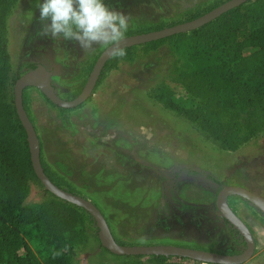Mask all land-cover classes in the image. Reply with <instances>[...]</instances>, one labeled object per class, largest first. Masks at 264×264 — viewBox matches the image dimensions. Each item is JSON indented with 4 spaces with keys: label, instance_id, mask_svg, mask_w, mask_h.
<instances>
[{
    "label": "rangeland",
    "instance_id": "374dc122",
    "mask_svg": "<svg viewBox=\"0 0 264 264\" xmlns=\"http://www.w3.org/2000/svg\"><path fill=\"white\" fill-rule=\"evenodd\" d=\"M224 1L104 0L129 15L125 36L190 20ZM42 3L0 0V35L8 54L7 73L3 82L0 79V117H11L10 79L31 69L28 63L54 68L50 76L54 93L70 100L104 49L93 45L95 50L85 54L77 41L37 36L42 28L37 5ZM191 45L180 36L156 46L128 47L123 58H111L79 105L57 107L36 88L25 87L23 107L38 139L41 166L61 188L97 207L116 243L238 253L244 243L216 216L214 198L226 177L232 176L225 172L234 168L233 176L240 180L251 174L264 184V137L245 138L242 126L230 127V115L211 108V90L194 85L195 75L222 53L195 56ZM166 100L190 111L191 120L164 108ZM221 125H228L223 132L231 136L225 148L208 139L219 134ZM41 186L31 183V199H38ZM85 212L76 213L73 264H119L123 258L100 245L94 221ZM258 230L260 235L255 236L264 238V224ZM29 232L23 230V239ZM231 235L239 243L236 247L231 246ZM28 242L33 264H41V245ZM146 257L126 258L122 264H147ZM169 257L173 256L163 264L177 263ZM178 264L206 263L189 259Z\"/></svg>",
    "mask_w": 264,
    "mask_h": 264
},
{
    "label": "trees",
    "instance_id": "16d2710c",
    "mask_svg": "<svg viewBox=\"0 0 264 264\" xmlns=\"http://www.w3.org/2000/svg\"><path fill=\"white\" fill-rule=\"evenodd\" d=\"M180 36H186L191 41L192 54L195 56L215 51L222 53L216 63L202 67L195 75L197 82L194 85H203L205 90H211V108L230 115V127L242 126L245 138L264 137V0H247L199 28L146 44L156 46ZM199 37L204 39L201 44L195 40ZM111 58L104 63L99 76ZM7 63L5 41L0 35L2 82L7 73ZM34 66L35 63L27 64L28 68ZM16 78L15 76L10 79V85H13ZM162 104L176 117L191 120L190 111L177 106L171 100L162 101ZM10 113L11 117H0V263H34V257L20 235L22 226L32 224L36 229L38 244L44 253L41 264H73V243L76 241V230L73 226L76 213L80 212L78 214L83 216L85 210L67 202H63L65 208L58 207L59 199L41 186L30 164L25 132L16 116L13 99ZM192 120H195V117H192ZM221 127L218 135L208 139L215 146L225 148L231 136L229 131L223 132L228 125ZM41 168L49 180L61 188L60 184L51 180L42 166ZM34 182L40 184L43 197L37 202H26L31 183ZM227 225L237 236V232L228 223ZM118 257L124 260L142 256ZM167 258L151 255L146 257V263L163 264ZM170 258L177 261L175 264L189 260L176 256ZM123 260L119 264H122Z\"/></svg>",
    "mask_w": 264,
    "mask_h": 264
},
{
    "label": "water",
    "instance_id": "95a60500",
    "mask_svg": "<svg viewBox=\"0 0 264 264\" xmlns=\"http://www.w3.org/2000/svg\"><path fill=\"white\" fill-rule=\"evenodd\" d=\"M245 1L247 0H225L190 20L156 30L127 35L125 36L121 47L128 48L134 45L162 39L174 34L191 31L201 27L218 17L223 12ZM110 57L109 51L104 48L96 57L80 92L70 100H63L54 93V88L50 82V76L54 73V68L51 70L45 68L41 64H35L33 68L25 71L15 79L12 87L13 106L16 116L25 132L30 164L36 178L42 187L55 197L85 210L94 221L100 245L112 254L141 256L162 255L165 257L176 256L206 264H240L244 262L253 252L254 241L247 226L228 206L227 199L230 196H237L253 205L262 215H264V199L252 190L238 185L224 184L215 194L214 206L216 214L225 220L230 227L238 233L244 243V247L240 252L227 254L175 245L118 244L113 239L104 217L93 203L79 195L56 186L44 174L39 162L38 139L22 106V90L25 87H34L39 90L51 104L61 108H73L82 103L90 95L104 63Z\"/></svg>",
    "mask_w": 264,
    "mask_h": 264
},
{
    "label": "clouds",
    "instance_id": "9594fccd",
    "mask_svg": "<svg viewBox=\"0 0 264 264\" xmlns=\"http://www.w3.org/2000/svg\"><path fill=\"white\" fill-rule=\"evenodd\" d=\"M37 6L42 23L37 36L77 41L85 54L95 50L93 45H99L107 49L112 58L126 56L121 44L130 17L110 8L104 0H43Z\"/></svg>",
    "mask_w": 264,
    "mask_h": 264
},
{
    "label": "crops",
    "instance_id": "0c3cea01",
    "mask_svg": "<svg viewBox=\"0 0 264 264\" xmlns=\"http://www.w3.org/2000/svg\"><path fill=\"white\" fill-rule=\"evenodd\" d=\"M39 148H40V146H39ZM39 152H40V149H39ZM234 170H235V168L232 171L229 170V172L227 170L225 172V174L233 176V174L237 173ZM249 171H250V169H249ZM232 176H231V178L230 177H226V180L224 181V184L242 186V187H244L246 189L254 191L258 196H260L262 199H264V184H261L260 182H256L254 179H252V175L251 174H249V176H247L249 178L245 177V178H242V180H240L239 177H237L236 175L233 176V177ZM228 180H230V181H228ZM31 190L32 189L30 188V192H29V194L27 196L26 202H37L43 197V193L41 191L39 193V195H38V199L37 200L36 199H31V194H32ZM57 199H59V198H57ZM63 202H65V201L59 199V202L57 203L58 207L65 208ZM227 203H228V206L231 208V210L247 226V228L249 229V231H250V233L252 235L253 241H254V249H253L254 253L252 252L251 256L247 260H245L244 262H242L240 264H243V263H245L247 261H248V264H264V242L262 243V245H259V243H258L259 240H264V238H262V236L261 237L260 236H255V235H260V231L258 230V228L261 225L264 224V215H262L253 205H251L250 203L244 201L243 199H240L237 196L228 197ZM215 214H216V209H215ZM216 216H217V214H216ZM73 228L76 230V221H75V224H74ZM24 229L30 230V232H29L30 236L29 237L28 236L25 237V239H24L25 242L29 243L28 240H31L35 244H38V239L35 236L36 235L35 234L36 233L35 226L32 225V224H27V225L22 226L21 229H20V235L21 236H22V233H23ZM232 237L233 236L231 235L230 236V238H231L230 243H233V245H231V246L236 247L239 243H238V241L237 242L234 241V239H233V241H234L233 242L232 241ZM75 243H76V241L73 243V248L75 246ZM227 248L228 247H226L225 249H227Z\"/></svg>",
    "mask_w": 264,
    "mask_h": 264
},
{
    "label": "flooded vegetation",
    "instance_id": "af4514ba",
    "mask_svg": "<svg viewBox=\"0 0 264 264\" xmlns=\"http://www.w3.org/2000/svg\"><path fill=\"white\" fill-rule=\"evenodd\" d=\"M226 224H227V222H226Z\"/></svg>",
    "mask_w": 264,
    "mask_h": 264
},
{
    "label": "built area",
    "instance_id": "2783aa9c",
    "mask_svg": "<svg viewBox=\"0 0 264 264\" xmlns=\"http://www.w3.org/2000/svg\"><path fill=\"white\" fill-rule=\"evenodd\" d=\"M1 264V263H0Z\"/></svg>",
    "mask_w": 264,
    "mask_h": 264
}]
</instances>
